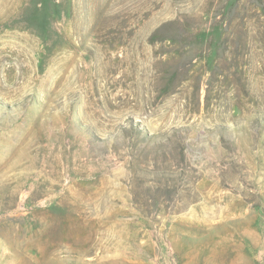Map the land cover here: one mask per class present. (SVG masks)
I'll list each match as a JSON object with an SVG mask.
<instances>
[{"label": "rangeland", "instance_id": "1", "mask_svg": "<svg viewBox=\"0 0 264 264\" xmlns=\"http://www.w3.org/2000/svg\"><path fill=\"white\" fill-rule=\"evenodd\" d=\"M0 264H264V0H0Z\"/></svg>", "mask_w": 264, "mask_h": 264}]
</instances>
